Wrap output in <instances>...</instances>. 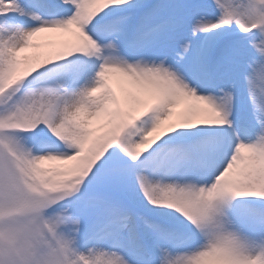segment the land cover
Segmentation results:
<instances>
[{
    "label": "bare ground",
    "instance_id": "6f19581e",
    "mask_svg": "<svg viewBox=\"0 0 264 264\" xmlns=\"http://www.w3.org/2000/svg\"><path fill=\"white\" fill-rule=\"evenodd\" d=\"M6 1L8 0H0V3ZM26 1L14 0L12 5L4 7L17 11L26 19V25L23 28L17 22L4 23L1 22L3 19H0V72L6 75L9 71L16 70V76L10 77V81L20 82L22 79L37 77L43 74L44 69L51 70L52 76H58L56 71L67 68L70 73L79 76L77 67H68H74L73 65L80 63L79 67L85 69L86 59L88 62L91 59L92 66L104 59L107 61L106 66L103 65L99 73H94L95 69L94 72L90 71L87 79L90 86L98 84L96 87H99L100 91L95 92L98 99H93L91 97L93 90L86 92L84 86L82 88L75 86L70 93V98H66L62 93L63 79H53L55 83L49 85L43 97L39 98L38 102H41L44 107L47 106V103L56 106L55 110L46 112L48 119L45 121L46 134H53L56 131L63 133L64 142L59 147L49 143L47 149L56 151L61 156L63 151L66 152L65 150L70 149V145H67L66 142H70L72 136L83 133L80 122H85L87 118L94 119L96 112L99 114L98 116L103 115L102 113L108 108L107 104L115 103L107 88L102 87V81L99 80L100 77L104 78L103 72L110 70L108 73L117 77L124 72L126 77L120 76L119 83L125 86L127 91L121 88V85V89L118 90L122 107L126 113L131 110V115L134 113L136 117L128 116L122 120H113L105 128V132L101 133L99 128L95 131L98 132L101 144L107 145L115 151V154H118L116 146L124 155L129 153L126 158L122 159L128 160V163L119 166L116 173H110L106 177L107 187L111 190H118L119 186L124 184L128 192L132 194L133 189L145 185L148 198L155 200L164 219H167L165 215L170 214L168 220L173 222V229H166L163 224L156 223L158 231L165 228L162 229L164 234L177 243L183 241L187 233L188 235L195 234V239L192 242L177 250L170 249L167 244L162 246L161 242L164 241L159 238L157 244L164 247V253L168 252L172 257L169 264H177L178 261L191 258L196 252H202L204 249H213V254L205 255L198 263L211 264L217 258L214 245L218 242L226 243L229 240L226 236L230 231L233 232L232 236L238 240L240 245L232 256V264L247 263L246 258L251 254L258 257V264H264V228L259 231L256 228L240 229L233 224V220L241 215L243 207L234 205V198L238 194L233 190H228L231 187L230 183H234L238 187L239 182L246 174L253 176L258 170L259 165L254 168L253 164L251 167L252 155L256 153L257 149L262 148L261 141L264 138L259 134V131L247 132L246 128L247 124L252 121V117L258 115L262 126H264V110L261 107H254V105L253 107H241V110L237 111L238 126L229 125L227 122L223 123L224 118L217 116L212 108L214 105L217 106L219 101L212 95L214 79L209 76L211 73H206V64L210 53L206 48L199 59H194L189 50L191 46L190 33L182 27L178 30H173V26L171 29L163 28L154 35L147 30L137 32L133 48V52L136 53H132L126 59L121 58L119 53L126 47L124 46L125 28L131 18L126 13L119 15L114 10V5L111 4L112 0H104L98 4L95 2L89 4L88 0H67L66 2L65 0H48L49 2L33 0L31 3L23 4ZM120 2V10L127 9L129 0ZM133 2L136 3L133 5L139 6L142 0H133ZM49 4L63 5L67 11L73 7V4L77 5L76 17L71 20V24L77 32H82V35H85L87 46L91 45L89 50L85 48L86 44L73 37L70 32L45 27L55 23L53 20L48 23L43 21L45 13L50 9ZM120 10L117 11L120 12ZM207 19L211 20L212 18L207 16ZM83 22H91L93 34L84 32V27L80 26ZM32 24L36 26L33 25L30 28ZM108 29L116 32L113 38L103 37V33ZM168 29L171 31L165 32ZM5 30L6 32H4ZM221 31H225V29L217 28L215 35ZM213 34L210 39L214 36ZM28 38L33 39L35 43L39 42V45L32 49L28 48L25 44ZM48 42H52L55 49H51V46H43ZM193 44L194 41L192 47ZM90 54L94 57H90ZM93 58H96V61ZM61 62L63 63L60 64ZM238 65V63L230 65L222 73V80L232 87L231 89L237 96L239 94L248 95V99H251V94L264 95V75L259 71L258 65L254 68H242ZM7 67L11 68L7 70ZM189 72H193L197 76L196 82L192 83L188 80L187 73ZM205 73L206 75L202 78V74ZM5 80L7 79L5 78ZM186 88L194 91L202 102L196 101L195 104L187 105L188 107H185L174 119H169L168 124L161 128L157 127L154 120H163L165 110L170 108L173 99L179 95V91ZM142 93H145L146 96L142 102L143 107L140 109L136 104L141 99L139 96ZM105 106L107 107L105 108ZM30 110L33 114L36 113L30 106L23 112ZM58 118L66 123L67 129L65 126H62V130L57 129ZM117 130L119 133L124 131L122 137L116 135ZM188 134L194 136V139L186 141V138L189 137ZM143 135L147 136L148 142L141 140ZM113 136L115 139L116 137L119 139H116L115 142ZM195 136L198 137L195 138ZM227 136H230L232 140L244 143L246 153L242 155L236 152L235 160L226 164L225 154L230 151V146L227 143H222L221 139ZM10 137L13 138V136ZM189 147L193 148L191 152ZM176 148L180 151L176 152L174 150ZM37 152L43 154L38 155L39 158L37 157L33 165L37 172L36 175H39L41 170H49L56 175L54 183L60 179H70L87 164V161H82V159L86 157L88 151L83 157L74 154L73 158L67 161L59 160L61 156L53 158L48 155V158L47 150L38 149ZM146 155L148 160L153 162L157 172L140 180L141 176H139L135 164L142 162L143 160L139 162L138 159ZM210 174H219L220 176L221 187L217 192L208 190L206 187ZM209 194H214V199ZM118 207L122 209L123 220L132 223L130 219L132 210L127 208L124 202ZM110 211L113 215L117 213L116 209H110ZM256 211L260 210L256 209ZM144 219L148 220L147 217ZM225 223L229 224L227 231L222 229ZM191 229L196 231L189 232ZM131 231L132 242H121L119 237H114L116 241L113 240V244L121 246V250L97 252L98 263L102 260V264H142L137 259V254L141 253L144 248L142 240H145L146 244L148 243L146 241L148 236L141 237L134 230ZM150 235L153 236L152 233ZM100 245L94 244V248H98ZM126 255H128L129 263L126 262ZM160 260L162 259L160 258L157 264L160 263Z\"/></svg>",
    "mask_w": 264,
    "mask_h": 264
},
{
    "label": "rangeland",
    "instance_id": "374dc122",
    "mask_svg": "<svg viewBox=\"0 0 264 264\" xmlns=\"http://www.w3.org/2000/svg\"><path fill=\"white\" fill-rule=\"evenodd\" d=\"M12 1L13 0H8L0 3V9L8 6ZM66 1L67 0H65V2ZM115 1L119 4L121 0ZM252 1L254 0H166L162 2L158 8L159 11L155 12L153 17L148 19L146 16L144 18L147 20L146 22L142 21V26L150 27V25H153V23L155 24L158 20L170 18L172 22H178L176 25L187 30L190 33V40L193 41L204 27L213 21H217L220 19L221 15L225 13H231L233 15V25H245L251 19V14L248 15V13L250 12V4ZM24 3L25 2H23V4ZM133 4H135V2L129 0L128 5ZM51 13V9L47 11L46 16L43 18L45 23L51 21L49 19L50 17H48ZM70 16L73 17L74 14ZM70 16L68 15V17ZM207 16H211L212 19L208 20ZM256 16L260 18L263 25L262 27H264V9L256 12ZM68 17L59 18L58 23L53 26L63 25L61 27L65 28L72 36L86 44L85 48L89 50L91 45L87 46V39L82 35V32H77L74 28L72 29V27L69 26L68 23L70 22L68 21L70 20ZM60 19L67 20L62 21ZM203 22L205 23L201 25ZM131 23L132 22L129 24ZM81 27H84L85 33L87 32L90 34L91 31H93L91 26L86 22L82 23ZM21 28L23 27L21 26ZM126 29L129 30L130 27ZM109 30L110 29L103 33L104 38ZM30 42L34 44L32 41ZM30 42H25V44L30 46ZM216 42L217 39L212 38L210 50L216 47ZM224 43L227 47L225 51L220 53L221 55L218 57L219 63L212 66L213 70H215L212 78L214 79V91L212 95L215 98L223 100L224 107L222 106V108L225 109V112L222 117H224V122L228 121L231 124L233 122L234 125V120L236 119L238 121L237 116L241 107H253L254 105V107H261V109L264 110V106L262 107V105H264V95L249 93L251 94V99H248V95L239 94L237 96L235 91L231 89L232 87L228 86L225 80H222V73L225 72L230 65L238 63V66L242 68H254V66L258 65L259 71L263 72L264 75V31L260 36L248 42L234 44L229 41L222 42L221 45ZM51 49H55V46L52 45ZM90 57L94 56L90 54ZM93 59L96 61V58ZM85 61H87V59ZM106 62L107 61L103 63L104 67L106 66ZM84 64H86L84 66L85 69L79 67L80 63H76L73 65L74 67H68H77L79 76L70 73L67 68L56 71L58 76H52L53 72L51 73V70L44 69L43 74L29 80H21L19 83L14 84V88L7 89L0 97V208H8L11 211L14 205L25 206L19 214L13 218L7 217V220L6 218H2L3 212L5 211L0 210V264H102V260L98 263V259L96 258L97 252H115L116 249L121 250L122 248L121 246H111L112 240L110 234L113 236L122 229L118 237L120 236L119 239L123 241V239L125 240V230L128 231V226L125 227L122 221H119V219L116 220L117 216H121L119 213L120 211L116 209V204L124 199L120 201L115 200L113 195H124L122 193H127L134 197L133 201L135 199L137 200L139 206L142 207L146 204L148 198H146L145 185L133 189V194H129L124 184L119 186L117 193H113L112 190L107 187L108 182L105 180L107 179L106 177L110 173L117 172H114V170L117 169L118 164L121 163L122 159L126 158L129 153L124 155L119 151V147L116 146V152L118 154H115V151L107 145L104 146V144H101L99 136L95 138L90 151L86 157L82 159V161H87L86 167L76 172V175L70 177V179H60L54 183L56 175L49 172V170H41L42 179L38 180L39 175H36L37 172L33 165L37 159V154L42 155L37 151L41 148L40 141L42 139L41 137H44L43 130L46 126L45 121L48 120L46 112L53 111L56 108V106L48 103L47 106L44 107L38 100L46 93L49 85L54 82L53 79H63L62 93L66 98H70V93L75 86L80 88L84 86L83 88L86 92L97 89L96 86L98 84H92L90 86L87 81L90 71L94 72L93 69H95L96 66H92L93 62L91 59L90 63L84 62ZM9 68L11 67H7V70ZM97 71L96 73H99ZM103 74L105 77L99 78L102 83L109 75L105 72H103ZM201 77L204 76L202 75ZM4 78L8 77L0 72V80ZM71 84L72 87L69 89ZM23 87H31L35 90L34 92L27 91L23 96H18V91ZM238 105L240 107L236 110ZM29 106L36 112L35 114H33L31 110L23 112V110ZM93 112L95 111L93 110ZM166 113L167 110H165V114ZM258 116L252 117V121L249 123L250 126L247 124L246 131L252 133H254V130L256 132L259 131V134L264 138V126H262L260 117ZM117 118L116 116L112 119L116 120ZM89 119L87 118L85 122H80L81 126L84 127V125L90 123ZM230 119L232 120L231 122ZM57 121V129L62 130V126H65V128L67 127L66 123L60 118H58ZM158 121V119L154 120V123ZM16 123L34 127L35 131L39 133L41 137L37 136L36 140L32 138L35 133L28 135V133L22 132L19 129H8V126H12ZM110 123H106L103 128H107ZM12 132H14V134H11ZM51 135V141L55 143L56 146L59 147L60 145L58 143L64 142L63 133L61 134L56 131ZM116 135H120L118 130ZM10 136H13V138ZM82 136L83 134L72 136L71 141L66 142L67 145H70V149L65 150L66 152L63 151L62 156L58 155L56 151L50 150L47 156L49 155L53 158H59L61 156L63 157L61 159L63 161L72 159V152ZM118 138L119 137H116V139ZM113 139H115L114 136ZM141 140H143L142 137ZM231 140L230 136L221 139L222 143H227L230 146V151L225 154L226 158L224 161L226 164L235 160L234 156L236 152L242 155L246 153L244 143L236 141L235 139ZM47 143L51 142L47 141ZM35 145L36 147H34ZM261 145L262 148L257 149L256 153L252 155L253 163L251 167L253 164L255 165L254 168L259 165L256 173L253 174V176L246 174L239 182L238 187L236 184L230 183L231 187L229 190H233L238 194L237 197L239 196L237 203L234 205H236V207H243L241 215L239 214L240 216H237V218L233 220V224L240 229L251 230L256 228V230L259 231L264 228V139L261 141ZM174 150L176 152L180 151L178 148ZM35 154L37 156H35ZM162 157L165 158V156ZM144 166H146L148 170L154 169L152 161L144 162ZM141 170L142 168L139 169V171ZM148 170L147 172H139L143 174L139 175L141 176L140 180L150 175ZM16 175L23 176L24 181H28V184H25V187L21 186V180ZM214 175L215 174H210L207 180V189L210 187L211 181L214 180ZM243 200H248L250 202L253 200L254 204L250 205L243 203ZM59 203H63V205L60 209H57V204ZM110 209H116L117 213L113 215ZM256 209L260 211L258 212ZM110 222L112 223L109 227L99 231L101 235L106 236L105 240H102V245L98 248H94V243L96 241L99 243L101 242V239H97L98 233L96 228L103 227L106 223L109 224ZM228 227L229 224L225 223L222 229L227 231ZM165 228L168 229L167 225H165ZM165 228H161L159 231L157 230L158 232L154 231V236L150 235L148 239L151 244H157L156 239L159 237L170 249H172L174 248L175 240L164 234L162 229ZM194 231L196 230H189V232ZM227 235L226 237L229 238L227 243L218 242L214 245L217 251L216 256L231 258L239 249V242L232 236L233 232L230 231ZM86 238H93L94 241L90 243V246L81 247L80 241ZM149 248L155 249L156 252H159V254L163 256V260L160 264H169V260L172 257L168 252L164 253V247H159L158 250L155 245L154 247L149 245ZM228 249L229 251H227ZM212 250L204 249L202 252H196L191 258L178 261L177 264H198L205 255L210 256L213 254L214 251ZM126 253L128 252L126 251ZM141 254L143 256L139 254L140 256H138L137 259H139L142 264H145V255L142 252ZM126 257V262L129 263L128 255H126ZM253 257H256V255H248L246 262Z\"/></svg>",
    "mask_w": 264,
    "mask_h": 264
}]
</instances>
